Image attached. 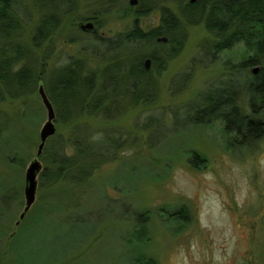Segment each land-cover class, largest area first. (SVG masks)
<instances>
[{
	"label": "rangeland",
	"instance_id": "rangeland-1",
	"mask_svg": "<svg viewBox=\"0 0 264 264\" xmlns=\"http://www.w3.org/2000/svg\"><path fill=\"white\" fill-rule=\"evenodd\" d=\"M73 1L71 14L52 39L50 68L92 54L94 43L87 39L92 34L81 31L92 18L103 24L98 34L106 40L131 30L133 18L119 13L129 0ZM167 1L165 6L177 11ZM35 2L19 0V11L26 14V42L40 17ZM160 2H152L155 9L143 17L144 29L159 24ZM187 32L183 52L160 77L153 105L133 108L124 100L128 111L113 122L87 115L79 121L89 137L116 140V159L75 187L38 184L36 201L22 220L26 171L37 158L47 110L37 125L35 119L21 118V101L0 104V124L5 123L0 138V264H264V133L257 137L249 128L228 133L223 121L201 123L197 120L208 115L190 111L206 105L200 95L209 86L223 81L231 88L232 80V91L239 85L241 114L264 118V111L257 115L249 106L241 72L229 70L252 51L241 43L206 64L202 52L211 36L203 24ZM33 52L40 59L42 51ZM31 100L35 107L43 106L39 92ZM55 125L56 142L65 147L80 132ZM38 160L42 172L46 162L41 156Z\"/></svg>",
	"mask_w": 264,
	"mask_h": 264
},
{
	"label": "trees",
	"instance_id": "trees-1",
	"mask_svg": "<svg viewBox=\"0 0 264 264\" xmlns=\"http://www.w3.org/2000/svg\"><path fill=\"white\" fill-rule=\"evenodd\" d=\"M154 1H161L163 5L160 23L156 27L148 24L144 29L142 19L155 9ZM165 1L139 0L137 7L130 4L124 7L119 13L133 18V22L131 30L116 39L106 40L99 36L103 24L95 18L90 19L95 26L93 30H87L92 34L87 39L94 43L92 54L50 68L47 61L52 39L61 30L64 16L71 14L74 1L36 0L40 17L30 35V42H26V14L19 11V0H0V104L7 99L21 101L25 106L21 118L35 119L38 125L45 106L39 100L44 107H35L31 98L44 84L56 112L55 122L81 132L66 147L61 141L56 142L55 135L47 141L41 155L46 167L40 174V188H50L60 182L72 187L84 184L101 166L116 159L112 154L117 150L113 149L116 140L112 142L104 136L99 139L89 137L79 126V121L87 115L100 118L103 123L113 122L128 111L127 107H122L124 100L130 101L133 108L153 105L159 95L160 77L185 48L188 27L203 24L211 36L202 52L208 58L206 64L216 63L221 53L241 43L252 51V56L228 68L231 72H241L238 75L247 82L244 90L249 106L257 115H262L264 0H198L195 3L171 0L177 11L168 9L165 6L168 1ZM160 36L168 38V42L158 44L156 38ZM33 51H42L40 59ZM147 58L153 60L150 70L145 67ZM103 62L107 65L102 68ZM254 66H260L256 73L252 69ZM235 82L230 81L231 88L223 81L209 86L200 95L206 105L193 106L190 111L208 115L198 122L221 120L228 133H241L242 128H249L250 133L259 137L264 133V118L241 114L239 85L236 91L231 90L233 85L236 86ZM220 84L222 89L219 90ZM257 108L262 109L257 112ZM4 125L0 124V138ZM142 231L137 232L139 238ZM138 264H152V261Z\"/></svg>",
	"mask_w": 264,
	"mask_h": 264
},
{
	"label": "water",
	"instance_id": "water-1",
	"mask_svg": "<svg viewBox=\"0 0 264 264\" xmlns=\"http://www.w3.org/2000/svg\"><path fill=\"white\" fill-rule=\"evenodd\" d=\"M198 0H190L191 3H195ZM138 3V0H131L130 4L136 5ZM94 23L89 22L86 25L82 24L81 28L82 30H91L94 29ZM160 41L167 42L168 38L163 37L159 39ZM146 68L149 69L151 65V59L147 58L145 61ZM255 73L258 72V69L256 68L253 70ZM39 95L41 97V100L47 110V122L43 126L41 132H40V145L38 147V152H37V158L31 162L29 165L27 171H26V177H25V198H26V207L24 212L21 214L20 219H24L26 213L31 209L32 205L36 201V194H37V189H38V176L42 170V164L38 160V157H40L43 154L44 148L46 146V143L48 139L56 134V125H55V120H56V112L54 109V106L51 102V100L48 97V94L46 92L44 84H41L38 88ZM20 223L17 222V225Z\"/></svg>",
	"mask_w": 264,
	"mask_h": 264
},
{
	"label": "flooded vegetation",
	"instance_id": "flooded-vegetation-1",
	"mask_svg": "<svg viewBox=\"0 0 264 264\" xmlns=\"http://www.w3.org/2000/svg\"><path fill=\"white\" fill-rule=\"evenodd\" d=\"M130 1L131 0H129V4H130ZM131 6H133V7H137L138 5H139V0H138V3L136 4V5H132V4H130ZM161 15V14H160ZM160 20H161V16H160ZM160 20H159V23H160ZM159 25V24H158ZM157 25V26H158ZM91 30H93V29H91ZM161 38H163V36H160V37H157L156 38V42L159 44V43H167V42H164V41H160L159 39H161ZM151 59V58H150ZM145 63V62H144ZM152 64H153V60L151 59V65H150V68H149V70L152 68ZM145 67H146V65H145Z\"/></svg>",
	"mask_w": 264,
	"mask_h": 264
}]
</instances>
